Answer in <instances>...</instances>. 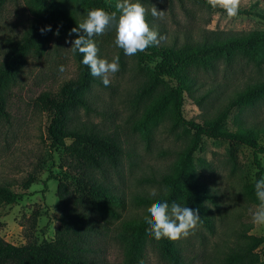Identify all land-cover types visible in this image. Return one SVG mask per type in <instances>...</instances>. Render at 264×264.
<instances>
[{
	"label": "rangeland",
	"instance_id": "rangeland-1",
	"mask_svg": "<svg viewBox=\"0 0 264 264\" xmlns=\"http://www.w3.org/2000/svg\"><path fill=\"white\" fill-rule=\"evenodd\" d=\"M52 1L64 2L75 9L78 24L86 18L88 10L80 6L78 0ZM102 1L112 8H116L118 2ZM203 1L206 0H138L147 10L145 18L150 28L166 36L158 46L180 49L186 44L204 42L211 32L223 36L264 30V21L259 18H229L225 12L210 10ZM153 6L165 12L163 19L151 15ZM239 9L264 14V0H241ZM30 23L31 16L23 0H5L0 8V61ZM114 38V28L93 37L100 58L111 61L119 57V71L110 75L108 86L93 77L86 94L89 110L78 109L70 123L114 137L122 150L116 173L109 171L104 178L98 175L99 180L123 199L116 220L108 218L94 225L92 257L100 264H123V225L143 220L149 207L143 200L165 192L161 178L172 172L192 135V131L187 132L168 119L159 121L149 132L142 131L139 122L149 100L140 90L158 59L138 63L135 55L126 56L115 46ZM70 48L71 43L56 46L51 41L39 61L31 57L24 60L8 97V122L0 126V186L22 191L20 183L27 175L35 179L21 201L0 204V247L23 251L29 244L45 241L56 259L62 262L65 252L59 248L61 220L68 225L73 210L55 195L57 182L62 180L58 165L63 154L49 145L45 135L49 113L39 98L43 94L55 95L62 83L77 78L79 69ZM188 73L195 85L190 93H184L182 115L186 120L210 122L225 113L223 127L230 131L236 128L233 123L236 115L248 126L258 129L264 126V101L244 108H230L235 92L264 79V59L253 61L236 55L229 63L219 60L214 70L189 68ZM171 87L174 82L163 78L157 91ZM258 141L264 145V133L259 134ZM258 157L264 168V156ZM192 163L197 180L208 188L215 202L206 203L211 211L212 228L208 231L198 225L188 237L174 244L188 264H226L228 254L243 245L245 236L264 237V225H256L252 220L259 204L249 201L241 191L242 185L251 183L254 178L251 150L240 144L203 138L192 154ZM49 175L57 176L45 181ZM157 247L154 240L145 244L141 264H167ZM255 253L264 264V242ZM18 257L10 256L4 264Z\"/></svg>",
	"mask_w": 264,
	"mask_h": 264
},
{
	"label": "trees",
	"instance_id": "trees-1",
	"mask_svg": "<svg viewBox=\"0 0 264 264\" xmlns=\"http://www.w3.org/2000/svg\"><path fill=\"white\" fill-rule=\"evenodd\" d=\"M78 1L88 11L93 8H101L108 13L117 11L116 8L105 6L102 0ZM4 2L5 0H0V8ZM203 2L210 10L224 12L223 9H213L206 1ZM23 3L31 16L30 26L3 54L0 61V126L8 122V97L16 85L24 60L31 57L34 61H39L51 41L59 46L66 40L78 38L76 34L68 35L73 27H78L75 9L61 1L23 0ZM237 16H254L264 21L263 13L249 9H239ZM48 26H51V31L42 35L40 29ZM209 34L200 44H186L180 49L150 46L135 55L138 63L158 59L152 71H148L140 90L149 100L139 122L142 131L149 132L162 119H168L187 132L192 131L172 172L161 178L165 192L143 202L149 207L156 202H167L169 206L173 202H179L182 206L199 209V225L208 231L212 228V216L206 203L215 202L208 188L197 180L192 163V154L203 138L240 144L251 150L254 178L251 183L243 184L241 191L252 203L259 204L255 195V181L264 177V168L258 157L264 156V145L258 141L259 134L264 133V126L261 129L248 126L236 115L233 119L236 128L230 131L223 127L225 113L204 123L186 120L182 115L184 93H190L195 85L194 79L189 76V68L214 70L219 60L229 63L236 55L253 61L264 59V30L223 36L217 32ZM72 54L79 69L77 78L62 83L55 95L43 94L39 98L43 108L49 113L46 138L51 148L61 150L63 154L58 165L62 180L57 182L55 195L73 210L68 225L61 220L59 248L65 252V260L58 261L50 250V244L41 241L27 245L23 251L0 247V264H4L5 259L10 256L17 255L19 257L8 264H100L92 257L95 251L91 239L94 225L108 218L116 220L119 217L118 209L123 206L122 197L98 179V175L104 178L109 171L116 173L122 154L119 142L114 137L99 134L93 128L74 127L70 124L72 114L78 109L89 110L86 94L94 80L90 69L82 63V54ZM163 78L173 81L174 87L157 91V86L163 84ZM259 100L264 101V79L235 92L230 108L252 106ZM50 176L52 175L45 181L55 179L57 175ZM34 181L31 175H27L20 183L22 191H10L7 187L0 186V204L11 205L21 201L25 190ZM42 186H45L44 182ZM147 229L144 219L123 225V264H141L145 244L152 240L157 243L167 264H188L174 241L167 238L156 240L147 233ZM244 239L243 245L235 253L228 254L226 264H262L258 261L255 250L264 242V237L245 236Z\"/></svg>",
	"mask_w": 264,
	"mask_h": 264
},
{
	"label": "clouds",
	"instance_id": "clouds-1",
	"mask_svg": "<svg viewBox=\"0 0 264 264\" xmlns=\"http://www.w3.org/2000/svg\"><path fill=\"white\" fill-rule=\"evenodd\" d=\"M213 9H223L229 18L238 15L241 0H206ZM115 12L108 13L101 8H93L87 12L86 18L73 27L69 36L76 34L75 40H66L72 47L68 50L80 53L83 56L82 63L90 69L93 77L101 79L104 86L110 84V75L119 71V57L111 61L98 56L93 37L103 35L109 28H114L116 47L123 50L126 56H133L144 52L150 46H158L166 36L160 35L150 28L146 22V9L142 3L132 0H118ZM119 12V16H117ZM151 15L154 18L163 19L165 12L152 7ZM41 34L51 31V26L40 29ZM82 33V34H81ZM59 34L58 31L56 33ZM63 72V66L60 67ZM255 195L259 201L257 210L253 213L252 220L256 225H264V177L255 181ZM144 217L148 225L147 233L156 240L167 238L172 241L188 237L201 223L199 209H192L173 202L171 206L167 202H156L147 208Z\"/></svg>",
	"mask_w": 264,
	"mask_h": 264
}]
</instances>
